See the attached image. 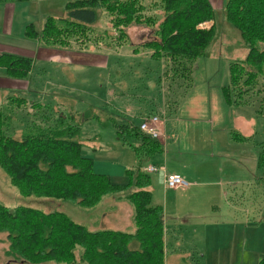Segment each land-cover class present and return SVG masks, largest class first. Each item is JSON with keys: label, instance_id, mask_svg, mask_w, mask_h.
Segmentation results:
<instances>
[{"label": "rangeland", "instance_id": "rangeland-1", "mask_svg": "<svg viewBox=\"0 0 264 264\" xmlns=\"http://www.w3.org/2000/svg\"><path fill=\"white\" fill-rule=\"evenodd\" d=\"M152 1L154 0H145V3L149 13H156V8L150 4ZM64 3L65 0L17 2L13 27L6 35L2 27L3 12L0 6V41L23 49L35 45L34 39L24 35L26 24L31 22L39 29L42 17L64 16ZM214 3L216 37L208 46L206 54L193 61L171 60L167 57L154 60L150 58L149 50H140L139 54L133 52V46L152 38L151 29L140 24L131 25L127 29L128 39L124 40L121 47L116 46L120 42H112L110 34H114V30L106 14H103L94 30L95 33L105 31L108 35L101 39L91 36L90 42L82 51L75 50L76 44H72L74 48H52L54 51L47 54L51 55L50 58L55 55V61H59L56 63L68 62L70 57L71 62H76L74 52H85L87 56L82 57L88 63L89 55H92L90 53L109 56V69L114 61L113 67L117 70L109 71V75L112 81L119 83L117 90L122 91L117 100L120 109L126 111V105L133 106L137 99L144 101V105H149L148 110L139 112L141 114L136 121L139 122L148 115H157L159 124H163L164 142L161 144V153L159 151L151 158L144 157L142 168L150 164H165L168 171L177 170L188 180L195 181L196 185L178 188L175 192L167 191L162 186L161 175L153 173L150 174L153 199L162 204L165 227L169 230L173 229L174 219L170 212H164L165 198L168 211L173 208L176 199L178 214L181 216L188 210L199 213V218L191 220L196 226L181 232L180 240L186 245L176 244L175 241L168 244L165 264H257L264 257V167L259 168L257 162L261 150H264V74L252 86L243 90L242 102H226L221 88L230 82L229 62L241 59L246 48L239 31L223 18L224 0H219V3L215 0ZM211 24L210 21L203 26L209 27ZM222 37L225 42L218 43ZM260 46L264 49V43ZM113 52L117 56H113ZM82 63H85L83 58ZM32 70L33 76L39 75L42 82H45L47 70L42 71L40 66H35ZM112 71L114 74H111ZM85 77L87 80L83 84H87V92H83L81 101L71 97L73 105L65 112L68 114L70 111H78L71 114V123L77 122V117L85 109L92 108L91 100L94 97H90V94L95 93V73L88 71ZM103 78L105 82L106 73ZM71 90L77 95V89ZM6 91L7 89L0 87V111L4 117L5 133L20 137L32 132V127L40 126L43 113L29 104L23 102L16 109L15 104L8 102L4 109L3 101L6 97L14 100L22 97L14 92L10 96L5 95ZM160 101L163 109L161 107L158 110L153 106ZM72 116L75 120H72ZM99 117L101 120L93 117L83 122L80 120L79 139L85 146V149L82 147V152L92 158L95 172L108 175L115 185L124 186L128 183L125 170L135 167L138 158L134 150L117 137L112 125L104 124L112 115L101 114ZM234 133L245 138L241 141L239 151L245 154L246 159L235 161V166L241 165V170L236 171L237 181H229L227 175L232 169L218 151L228 150ZM212 179L216 182L207 184L206 181ZM234 182L237 183L233 185ZM127 188L108 194L100 203L87 208L63 200L23 196L0 168L1 203L12 208L23 205L47 212L62 211L90 230H134L132 206L125 199V195L134 189L131 186ZM213 205L219 209L212 210ZM172 216L174 217L173 214ZM4 237V234H0V264H19L9 262L5 257L7 243Z\"/></svg>", "mask_w": 264, "mask_h": 264}, {"label": "trees", "instance_id": "trees-1", "mask_svg": "<svg viewBox=\"0 0 264 264\" xmlns=\"http://www.w3.org/2000/svg\"><path fill=\"white\" fill-rule=\"evenodd\" d=\"M24 1L29 0H0V3ZM150 4L156 13L148 12L145 0H65L64 16H45L39 29L30 22L25 26L24 35L37 40L40 47L65 49L76 44L75 50L82 51L91 36L101 39L108 35L94 30L106 14L114 30L110 37L112 42H120L118 47L128 39L127 29L140 24L151 29L152 38L133 46L135 53L149 50L154 60L167 57L186 62L206 54L216 37L211 0H154ZM223 18L239 31L246 48L241 59L229 62L230 82L221 88L228 104L232 101L239 104L243 90L264 74V49L260 46L264 43V0H224ZM210 21L209 27L203 26ZM222 42H225L223 37L218 43ZM33 61L32 57L22 54L0 53V68L11 79H26ZM91 106L75 123L69 122L73 112L65 120L58 115L53 124L39 126L20 137L5 133L0 111V168L23 196L47 197L87 208L100 203L104 196L131 186L134 190L125 199L132 206L134 230H90L62 211L47 212L23 205L12 208L0 202V234L5 236L4 255L9 262L165 264L163 208L152 204L150 174L142 168V159L157 154L161 143L143 134L136 119H127L107 105ZM101 114H112L104 122L112 125L117 137L138 158L135 167L125 170L128 183L124 186L115 185L108 175L95 172L92 158L82 152L80 120L90 117L98 120ZM232 138L245 139L238 133ZM257 162L259 168L264 167V150ZM257 264H264V257Z\"/></svg>", "mask_w": 264, "mask_h": 264}, {"label": "crops", "instance_id": "crops-1", "mask_svg": "<svg viewBox=\"0 0 264 264\" xmlns=\"http://www.w3.org/2000/svg\"><path fill=\"white\" fill-rule=\"evenodd\" d=\"M211 1H212V5L215 8V3H214L215 0H211ZM218 3H219V0H218ZM16 4L17 3H0V6H2L1 10L3 12L2 27H3L4 33H5L4 35L10 33L11 28L13 27ZM44 17H42V18H44ZM34 42H35V45H32L30 47L23 49V48H18V46H14L10 43H5L3 41H0V53L1 52H10V53H14V54H22V55L30 56L34 59V61H33V63H34L33 67L34 68H35V66H40L42 71H46V70L48 71L45 82H42L39 75L33 76L34 70H32L30 72L29 76L26 79L16 80V79L7 78L4 75L2 68H0V87L7 89V91L4 94L10 96V94H12L14 92V93L21 94V96H22V97H20L21 99H15V100L11 99L10 97H9V99H10L9 100L6 97L3 101V105L5 104V106H3L4 109H6V106H7L6 104L8 102L15 104L16 109L19 107V106L17 107V105H19L23 102L25 104H29L33 108H35L38 111L43 113L42 118L40 117V120H42V122H40V126H42V127H44V125L47 127L48 125L53 124L56 121L58 115H61V117L64 118L63 120H65V118H67L69 113H71V112L77 113L78 112V111L77 112L76 111H70L68 114L65 113L68 111V108L73 105V102L71 101V97H76L77 100L81 101V97L83 96V92H85V93L87 92L86 91V85L87 84L84 85L83 83L86 82L87 78L85 77V74L89 71L91 73H95V78L93 79L95 93L93 95L90 94V97H94V99L91 100V104H96L99 106L107 105L111 108L112 111H116L118 113L123 114L124 116H126L127 119H136V118L140 117V116H138L141 114L139 112H145L146 110H148L149 105H144V101L142 102L138 99L136 100V102L134 103L133 106H130L127 104L126 105V111L120 109V106H118L117 100H118V96H120L122 94V91L120 89L117 90L118 89L117 87H119V83L116 81L115 82L112 81L113 79H112L111 75H109V71H111L113 69L116 70V67L115 66L113 67V65L115 64L114 61H112L111 69H109V60H108L109 56L107 57V55H103V54L90 53L92 55H89L90 57H89L88 61L90 63H88L86 61L85 57H82L83 55H85V52H74L75 53L74 56H75V58L77 57L78 62L77 61L71 62L70 61L71 57H70L68 62L56 63L59 61H55L56 60L55 55L53 56V58L49 57L51 55H47L49 53H52V51H54V49L46 48V47H40L37 40H35V39H34ZM108 53H110V52H108ZM85 56H87V55H85ZM113 56H117V55L113 52ZM65 57L66 56H64L63 59ZM110 57H111V54H110ZM81 58H83V60L86 64L85 63H82L83 65L81 64ZM113 60H115V59L113 58ZM64 61H65V59H64ZM82 70H83V73H82ZM116 72H117V70H116ZM105 73H106V79H105V82H103V80H104L103 74H105ZM111 74H114L113 71L111 72ZM117 79H118V76H117ZM84 86H85V89H82V88H84ZM67 89H70V90L67 91ZM71 89H77L76 90L77 95H75ZM16 101H18V102H16ZM153 107H155L158 110H160L161 107L163 109L161 101ZM175 111H176V107H175ZM110 115H112V114H110ZM45 121H46V124H45ZM15 122H17V121H15ZM104 124L106 126L110 125L109 123H104ZM98 127H99V125H98ZM160 127L163 131L164 130L163 124L160 125ZM38 128H39V126L36 128L32 127V129L34 131L37 130ZM163 133H164V131H163ZM159 141L162 144L164 142L163 137ZM241 141L242 140H237V139L232 138L229 141V144L231 146H229L228 150L225 149L222 151H218V153L221 155L222 158H226L225 163L227 164V162H228L230 169H232V171L229 172V174L227 175V180H229V181H237L235 179L236 178L235 175H236L237 170L238 171L241 170V165L237 164V166H235V161L240 162L242 160V158H245V154H243V153L241 154V152L239 151ZM235 142H240V143H235ZM83 148L85 149V146ZM164 160H165V155H164ZM165 162H166V160H165ZM153 165L163 167L164 171L166 173L180 174L185 180H187L190 183L188 187H192V186L196 185L195 181L188 180L179 171H177V170L168 171L165 164H161V165L153 164ZM157 173L159 175H161V182H163L162 178H163L164 173L162 171H159ZM206 182H207V184H213L216 181L214 179H212V181H206ZM202 183H204V182H202ZM235 183H237V182H234L233 185ZM162 186H163L164 190H167V191L168 190H171L173 192L178 191V189L177 190L176 189H167L163 183H162ZM163 203L166 207V211H164V212L166 214L170 212L171 217L174 219V222H173L174 225L172 226V228H173L172 230H169L168 228H166L165 223H164V241H165L164 244H165V250L167 253L168 244H173V241H175L176 244L179 243V244L184 245V246L186 245V243L181 242V240H180L182 237L181 232L183 229L194 228L196 226V224H193L191 222V220H194L195 218H199V213H197L194 210H191V211L188 210L187 213H185V214H183V216H181L180 214H178L176 199L174 200L173 208L169 211H168L166 198H165V202H163ZM152 204L153 205H160L163 208L162 204H160L159 202H157L153 199V192H152ZM213 209L218 210L219 207L213 205L212 210ZM163 210H164V208H163ZM172 214L174 215V217L172 216ZM165 220L166 219H164V214H163V222ZM181 245H180V247H181Z\"/></svg>", "mask_w": 264, "mask_h": 264}, {"label": "built area", "instance_id": "built-area-1", "mask_svg": "<svg viewBox=\"0 0 264 264\" xmlns=\"http://www.w3.org/2000/svg\"><path fill=\"white\" fill-rule=\"evenodd\" d=\"M159 122L160 120L157 115H148L139 121L138 127L143 134L153 139L159 140L164 136V133L160 127ZM143 171L148 174L162 171L164 173L163 184L167 189L184 188V187H188L190 184L180 174L166 173L163 167H159L153 164H150L149 166L143 168Z\"/></svg>", "mask_w": 264, "mask_h": 264}]
</instances>
